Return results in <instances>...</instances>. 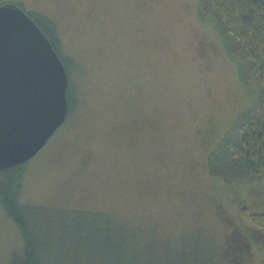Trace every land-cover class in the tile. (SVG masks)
Wrapping results in <instances>:
<instances>
[{"label":"rangeland","instance_id":"rangeland-1","mask_svg":"<svg viewBox=\"0 0 264 264\" xmlns=\"http://www.w3.org/2000/svg\"><path fill=\"white\" fill-rule=\"evenodd\" d=\"M8 3L55 23L76 99L27 164L21 203L111 214L171 252L212 246L213 264H264V233L240 211L264 212V185L209 167L257 88L200 18L201 0ZM22 247L0 205V264Z\"/></svg>","mask_w":264,"mask_h":264},{"label":"trees","instance_id":"trees-1","mask_svg":"<svg viewBox=\"0 0 264 264\" xmlns=\"http://www.w3.org/2000/svg\"><path fill=\"white\" fill-rule=\"evenodd\" d=\"M199 15L215 24L239 75L257 88L252 110L236 123L221 148L210 154V171H224L242 180L255 177L264 185V0H201ZM30 16L59 53L69 75V118L76 101L71 84L73 61L58 49L55 23L38 12ZM28 163L0 169V205L23 241L10 264H213L212 246L185 243L171 252V247L140 235L111 214L22 204ZM240 211L264 233V212H252L247 206Z\"/></svg>","mask_w":264,"mask_h":264},{"label":"water","instance_id":"water-1","mask_svg":"<svg viewBox=\"0 0 264 264\" xmlns=\"http://www.w3.org/2000/svg\"><path fill=\"white\" fill-rule=\"evenodd\" d=\"M69 86L33 18L15 3L0 5V169L29 162L66 122Z\"/></svg>","mask_w":264,"mask_h":264},{"label":"flooded vegetation","instance_id":"flooded-vegetation-1","mask_svg":"<svg viewBox=\"0 0 264 264\" xmlns=\"http://www.w3.org/2000/svg\"><path fill=\"white\" fill-rule=\"evenodd\" d=\"M18 6H20L21 8H23L29 15H30V13H33V12H28L22 5H18ZM236 245H237L236 243H232V246L231 247L234 248ZM234 259H237L235 261H236V263H238V261L241 260V257L240 256H235Z\"/></svg>","mask_w":264,"mask_h":264}]
</instances>
